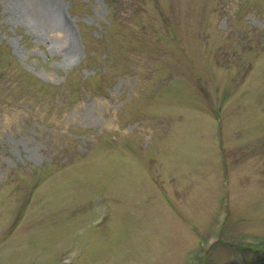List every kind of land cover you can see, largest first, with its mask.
<instances>
[{"label":"rangeland","instance_id":"374dc122","mask_svg":"<svg viewBox=\"0 0 264 264\" xmlns=\"http://www.w3.org/2000/svg\"><path fill=\"white\" fill-rule=\"evenodd\" d=\"M0 264H264V0H0Z\"/></svg>","mask_w":264,"mask_h":264},{"label":"trees","instance_id":"16d2710c","mask_svg":"<svg viewBox=\"0 0 264 264\" xmlns=\"http://www.w3.org/2000/svg\"><path fill=\"white\" fill-rule=\"evenodd\" d=\"M239 251H243V252H246L245 250H248L250 248H248L247 246L246 247H238L237 248Z\"/></svg>","mask_w":264,"mask_h":264}]
</instances>
